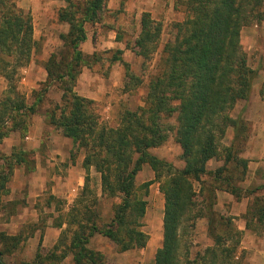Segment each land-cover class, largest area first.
<instances>
[{
  "label": "trees",
  "instance_id": "1",
  "mask_svg": "<svg viewBox=\"0 0 264 264\" xmlns=\"http://www.w3.org/2000/svg\"><path fill=\"white\" fill-rule=\"evenodd\" d=\"M60 1L65 6L58 10L57 20L69 26L61 39L64 46L71 48L74 57L63 67L56 55L51 58V71L48 67L47 74L50 76L51 72V83L60 84L62 104L52 106L47 121L71 140L72 160L80 149L86 151L83 166L86 170L93 166L100 174L101 196L120 202L113 206L110 222L101 223L98 212L93 210L97 200L88 204V184L85 185L66 218L62 219V214L57 217L56 226L67 225L51 251L54 264H60L69 254L75 264H105L103 255L87 247L94 234L112 242L119 253L145 247L147 235L141 227L147 202L137 196L134 184L143 164L149 165L154 180L144 183L142 188L148 189L157 182L164 199L162 246L155 253L154 264H178V229L192 206L191 180L199 181L208 174L206 163L218 156V141L234 125L227 113L237 102L248 99L251 92L256 73L248 66L247 56L241 49L240 31L243 27L264 23V0H185L187 19L175 24L173 40L163 47L157 75L150 77L146 86L144 106L135 112L125 111L117 128L97 123L91 110L93 101L74 90L79 69L89 65L78 50L86 40L83 25L99 21L105 0ZM17 2L0 0V76L8 84L0 97V140L13 131L26 132L28 118L36 112L38 102L28 105L12 84L16 69L29 63L37 46L31 15L25 14ZM157 38V29L153 31L143 22L141 34L134 40L138 55L153 54L155 47L151 48L150 44L158 41ZM118 54L121 51L112 57L113 62L119 60ZM5 57H13L12 67ZM52 68L64 70L54 73ZM129 77L135 83H142L132 74ZM173 115L176 125L171 129L165 122ZM170 131L181 150L180 160L184 164L181 169L150 153L151 149L166 143ZM224 149L228 151L225 159L228 162L232 147ZM29 154L13 148L9 157L0 159V211L6 209L1 195L7 192L15 166L24 165L28 172L33 170L34 160H28ZM240 167L243 171L247 169V165ZM224 170L225 165L218 173ZM221 182L231 184L232 181ZM54 200L60 212L63 203ZM254 203L251 218L263 231L264 198L255 199ZM246 228H252L248 222ZM7 239L0 234V243ZM65 239L70 240L68 246L64 245ZM224 244L215 237V247L208 248L199 257L200 264H239L234 257L235 247ZM6 252L8 249L0 250V264H6L2 258ZM186 264L198 263L186 260Z\"/></svg>",
  "mask_w": 264,
  "mask_h": 264
},
{
  "label": "rangeland",
  "instance_id": "2",
  "mask_svg": "<svg viewBox=\"0 0 264 264\" xmlns=\"http://www.w3.org/2000/svg\"><path fill=\"white\" fill-rule=\"evenodd\" d=\"M72 1L78 3L81 0ZM109 1L105 0V9L98 22L94 25L88 22L83 25L86 41L78 46V50L89 65L81 69L77 68L80 74L75 88L79 87L81 91L89 83L92 90H98L99 101L92 100V115L97 123L109 128H117L121 115L125 111L135 112L144 106L146 86L150 77L157 75L163 47L168 41L173 40L176 33L175 24L183 23L188 13L185 0H112L114 2L112 7H114L106 8ZM49 3L51 0H18L17 2L18 7L25 14L31 15L33 36L37 46L29 63L16 69L12 84L28 105L38 100L36 112L28 118V128L30 132L37 134L39 143L36 144L35 153L29 150L31 153L27 157L30 161L34 160V165L35 162L37 165H45L44 168L51 177V167L47 168L46 165H51L49 148L55 129L48 123L47 113L52 106L62 104V91L59 88L60 84L51 83V72L48 76L47 68L49 67L51 71V58L54 55L63 67L73 59L74 53L71 48L64 46L61 39L62 35L67 34L69 26L66 24L64 33L60 25L63 23L58 24L57 20L59 9L52 13ZM143 22H146L151 30L158 31V41L150 44L151 48L155 47L154 53L147 57L138 55L139 48L134 45V40L141 34ZM53 23L60 26H54ZM262 25L263 23L257 25L259 26L257 30L263 29L260 36L251 29L253 25L243 27L240 31L241 49L247 56L248 66L256 75L247 101L237 102L227 113L234 125L218 141V156L206 163L208 174L201 176L199 181L191 180L194 193L192 206L189 208L188 215L181 220L178 229L180 241L178 264H186V260L200 264L199 257L208 248L215 247L217 236L221 243H225V246L235 247L234 257L239 264H264V232L257 228L255 220L251 218L255 208L254 200L264 198V189L260 188L264 186V163L256 168L258 161L254 160L256 156L251 153L252 146L249 145L258 127L264 126V122L254 120L256 116L264 114V27ZM112 33H114V39L111 38ZM117 51H121V54H118L119 60L113 62L112 57ZM5 58L12 67L15 63L13 57ZM11 67L8 68L11 69ZM63 70L64 68H54L53 72L60 73ZM129 74L142 80V83L131 81ZM7 85L6 80L0 77V97L6 91ZM174 118L175 115L168 118L165 122L167 127L175 128ZM246 118L253 120H245ZM19 139V134L15 133L9 136L6 143H1L0 158L9 157L10 144L19 142ZM20 147L24 148L23 145ZM228 147H232L230 151L232 155L230 161L225 162L228 151L224 148ZM150 153L172 164L176 169L184 166L180 160V147L174 140L172 131L166 143L159 148L151 149ZM79 156H83L84 162L86 151L80 149L75 160ZM223 165L225 170L218 173V169ZM241 165H250V168L243 171ZM90 168H93L101 181V176L95 168L93 166ZM56 169L55 171L61 174L58 168ZM88 170L86 177L88 198L86 199L89 200L88 204H91L94 199L97 200L93 210L98 212L101 223L106 224L113 217V206L120 201L101 196V184L100 197L97 196L98 187L93 182L95 175L91 176ZM30 174L31 172L24 174L25 178L22 177V180L30 181ZM153 177L151 168L144 165L134 181L137 196L147 202L141 230L148 234L152 246H148V249L142 252L137 250L134 254L131 253L119 259L116 247L115 251L108 248L114 244L103 236L94 234L93 237L101 239L96 242V245L102 247L104 251L96 252L105 257V264H152L157 244L161 243L163 197L155 183L148 187L149 191L142 186ZM223 180L232 182L231 184L223 183L221 182ZM11 181L13 177L9 182ZM19 181L21 180L15 179L16 184ZM15 187L6 186L7 192L1 195V202L6 209L0 211V234L8 239L0 243V250L8 249L9 251L2 257L4 262L6 264H54L51 257V245L54 238H51L49 231L51 233V224L55 225L58 218L51 217L50 196L42 195L34 204L28 203L27 196L25 198L24 195H27L28 189L32 186L27 184L22 192L13 193L12 190ZM256 188L260 189L254 194L250 193ZM145 190L148 191L146 196ZM233 190L235 191L231 194ZM15 197L19 200L7 203L8 199L14 200ZM58 200L62 204L63 199ZM32 206L38 210V217L36 218V215L32 217L30 214L23 216L27 213L26 210L30 213L29 208ZM22 210L25 211L23 215L17 216ZM247 222L252 228H246ZM93 237L90 238L87 246L90 250H94L90 247ZM69 241L65 239L64 245L68 246ZM204 262L207 260L205 259ZM60 264L74 263L64 259Z\"/></svg>",
  "mask_w": 264,
  "mask_h": 264
},
{
  "label": "crops",
  "instance_id": "3",
  "mask_svg": "<svg viewBox=\"0 0 264 264\" xmlns=\"http://www.w3.org/2000/svg\"><path fill=\"white\" fill-rule=\"evenodd\" d=\"M112 4H114V2L112 0H110L109 4L107 5L106 8H113L114 6L112 7ZM49 6H51V11L53 13L57 9L63 8L65 6V4L63 1H60V0H51V3H49ZM32 23H33V20H32ZM58 24H60V23H58ZM52 25H54V26H60L61 25L63 27V32L64 33L66 32V24L65 23H63V25L62 24L56 25L53 23ZM262 26L264 27V23ZM257 28H259V26L253 25V28H251V29L255 30L253 32L254 33L256 32L260 36L263 29L260 28L262 30L261 31V30H257ZM111 36H112L111 38L114 39V33H112ZM33 39H34V36H33ZM34 40H36V39H34ZM0 77L2 79H4L2 76H0ZM79 83H82V82L79 81ZM74 90H75V92H77V94L79 96H81L85 99L99 101V97L97 95L98 94L97 92H99V91L98 90H92L90 88L89 83L87 85H85L84 89H82L81 91H80L79 87L77 89L75 88ZM245 101H247V100H245ZM245 120H253V119L246 118ZM254 120L257 122H264V114L256 116V119H254ZM15 133L19 134L20 139H19V142L17 141V143H16V141H15V143L13 145L10 144L11 147L8 148V150H10V153L12 152L13 148L23 150V151H26L29 153H31L35 149H37L36 144L39 143V137H37V134L30 132L29 128L24 133L21 131L10 132L7 136L3 137L0 140V145H1V143H6L9 136H12ZM53 134H54V136H51V146L49 148V155H51V165H46L47 168L51 167V177H49V175L47 174V171L44 168L45 165H37V163L35 162V165H33V170L31 171V174H30V177H31L30 181H26V179L22 180V177L25 178L24 174L26 175L28 171L24 165H16L14 168V171H13V175H12L13 181L9 182L10 184L8 183L7 186L8 185H10L11 187L16 186L15 189L12 190V192L13 193H16V192L20 193L24 190V186H26L27 184L31 185L32 188L28 189L27 195H24V194L23 195L25 198L27 196L28 203H32V204H34V202H36V199L42 195L51 196V198H52V201H51V217L56 218V217H59L60 214H62V219H65L66 214L69 211L70 206L77 199H79L81 197L82 192L84 190V187H85V185H87V181H86L87 170L85 169V167L83 166V163H82L83 162V156H79L77 158V160H75V159L72 160L70 158V153L72 150L71 140L69 138L62 136L60 131L55 130V131H53ZM251 138L252 139H251V141H249V145L252 146L251 153L255 154V156H256V159H254V160L258 161L257 165H255L256 168H258V167L262 166L260 164L264 163L263 162V159H264V126H259L257 133L255 135H253ZM23 141H26V142H23ZM20 145L21 146L23 145L24 148L20 147ZM26 149H28V151ZM29 150H31V152ZM34 153H35V151H34ZM35 160H36V158H35ZM61 164H64V165H61ZM144 165H147L149 167L148 164H143V166ZM143 166H142V168H143ZM56 168H58V171L61 172V174H58L55 171V170H57ZM247 168L249 169L250 165H247ZM88 172L91 174V176L95 175V180H93V182L95 183L96 187H98L97 196L100 197V178H99L98 174L93 171V168H90L88 170ZM15 179L21 180V181H19L16 184ZM153 180H154V177L152 179L146 181V182H150ZM154 183H155V185L158 186L157 188L159 191V184L157 182H153L149 187L154 185ZM148 191H149V189H148ZM16 195H18V194H16ZM162 197H163V195H162ZM54 199H63V202H62L63 206L61 207L60 212H57L56 202H54L55 201ZM8 200L9 201H7V203L10 204V202L11 203H12V201L16 202L19 199L16 198L14 200H11V199H8ZM162 206H163V210H164V199H163V205ZM29 209H30V211H29L30 213H28V211L26 210L27 213L25 215H23V213L25 211L22 210L21 213L17 214V216H20V215L21 216L22 215L27 216L28 214H30L32 217H33V215H36V218H37L38 217V210L34 206L30 207ZM145 213H146V210H145ZM162 218H163V215H162ZM66 225H67L66 223H63L62 226L59 228L58 226L51 224V233L49 231V234H51L52 239L54 238V242L51 245V249H53L54 246L57 244V241H58V238L61 234V231H62V229H64L66 227ZM142 232H144V231H142ZM162 232H163V229H162ZM263 232H264V230H263ZM146 235H147V242L145 244V247H143L141 249H129L126 252L119 253V254H117L118 258L123 259L124 257L130 255L131 253L134 254L137 250L142 252L145 249H148V246H150V245L152 246V243H150V239L148 238V234H146ZM160 238H161V243L157 244L158 246H157V248L153 254L154 256H155L156 251L158 249H160L162 246V239H163L162 233H161ZM99 241H101V239H99L98 237H93L92 241H90V243H91L90 247L92 249H94L93 251H95V252L97 250L100 252L104 251V249L102 247H98L96 245L97 244L96 242H99ZM108 248L111 249L112 251H115V245H110ZM65 261H67L69 263H74V260L70 254L68 256H66ZM152 264H154V258H153Z\"/></svg>",
  "mask_w": 264,
  "mask_h": 264
}]
</instances>
